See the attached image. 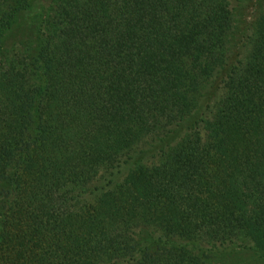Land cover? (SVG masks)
<instances>
[{
  "label": "trees",
  "instance_id": "obj_1",
  "mask_svg": "<svg viewBox=\"0 0 264 264\" xmlns=\"http://www.w3.org/2000/svg\"><path fill=\"white\" fill-rule=\"evenodd\" d=\"M47 1L0 0V264L264 255V0Z\"/></svg>",
  "mask_w": 264,
  "mask_h": 264
},
{
  "label": "rangeland",
  "instance_id": "obj_2",
  "mask_svg": "<svg viewBox=\"0 0 264 264\" xmlns=\"http://www.w3.org/2000/svg\"><path fill=\"white\" fill-rule=\"evenodd\" d=\"M39 1H42L43 3L48 2L47 0H36V4H38ZM234 4L238 6L237 3ZM38 6L39 5H37V7ZM258 7V5L252 7L251 4H244L242 7H238L237 12L240 15L241 25L244 28H246L255 18ZM31 16L27 13H23L20 16L18 27L12 32L8 39V43L11 45V48H15L14 46L17 41H23L25 44L26 40L29 44L25 46L27 48L32 47L33 37L31 29ZM199 264H264V255L257 252L249 244L237 243L234 248L228 249V251H221L213 256L203 257Z\"/></svg>",
  "mask_w": 264,
  "mask_h": 264
}]
</instances>
